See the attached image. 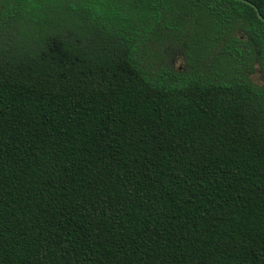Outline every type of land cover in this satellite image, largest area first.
I'll return each mask as SVG.
<instances>
[{
	"label": "trees",
	"instance_id": "trees-1",
	"mask_svg": "<svg viewBox=\"0 0 264 264\" xmlns=\"http://www.w3.org/2000/svg\"><path fill=\"white\" fill-rule=\"evenodd\" d=\"M0 264H264L254 7L0 0Z\"/></svg>",
	"mask_w": 264,
	"mask_h": 264
},
{
	"label": "rangeland",
	"instance_id": "rangeland-1",
	"mask_svg": "<svg viewBox=\"0 0 264 264\" xmlns=\"http://www.w3.org/2000/svg\"><path fill=\"white\" fill-rule=\"evenodd\" d=\"M173 65L175 68H180L183 65V60L181 59L180 55H176V57L173 59ZM255 77V75H254Z\"/></svg>",
	"mask_w": 264,
	"mask_h": 264
},
{
	"label": "water",
	"instance_id": "water-1",
	"mask_svg": "<svg viewBox=\"0 0 264 264\" xmlns=\"http://www.w3.org/2000/svg\"><path fill=\"white\" fill-rule=\"evenodd\" d=\"M243 1H246V2L249 3L252 7H254V9H255L256 12H257L258 17L261 18L262 20H264V17L260 14L258 8H257L254 4H252L251 2H249V1H247V0H243Z\"/></svg>",
	"mask_w": 264,
	"mask_h": 264
}]
</instances>
